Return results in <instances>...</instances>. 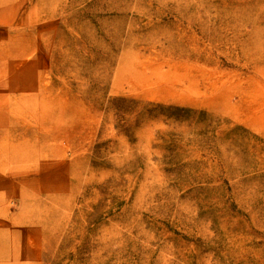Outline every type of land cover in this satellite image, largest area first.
I'll use <instances>...</instances> for the list:
<instances>
[{"label": "rangeland", "instance_id": "rangeland-1", "mask_svg": "<svg viewBox=\"0 0 264 264\" xmlns=\"http://www.w3.org/2000/svg\"><path fill=\"white\" fill-rule=\"evenodd\" d=\"M0 264H264V0H0Z\"/></svg>", "mask_w": 264, "mask_h": 264}]
</instances>
